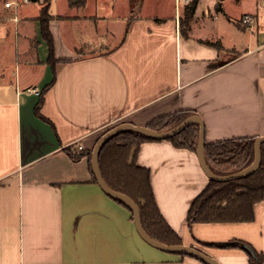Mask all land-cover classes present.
<instances>
[{
  "label": "crops",
  "instance_id": "obj_1",
  "mask_svg": "<svg viewBox=\"0 0 264 264\" xmlns=\"http://www.w3.org/2000/svg\"><path fill=\"white\" fill-rule=\"evenodd\" d=\"M7 1H0V264H206L144 240L131 209L94 179L89 157L74 160L67 148L94 150L114 125L148 126L183 109L202 117L207 142L264 136V0H230L241 5L236 11L226 0H199L187 35L175 0L121 16L126 32L116 47L114 29L105 30L110 42L87 24L90 14L111 19L107 1L60 0L58 18L59 0H51L55 68L42 33L44 0L18 10ZM246 13L257 17L253 27L239 22ZM82 21L91 31L85 39L74 25ZM220 21L227 35L215 28ZM90 44L111 49L83 56ZM136 161L149 168L157 206L183 244L220 264H251L245 249L220 246L235 240L264 255V200L252 221L189 225V209L211 180L197 152L145 141Z\"/></svg>",
  "mask_w": 264,
  "mask_h": 264
},
{
  "label": "trees",
  "instance_id": "obj_2",
  "mask_svg": "<svg viewBox=\"0 0 264 264\" xmlns=\"http://www.w3.org/2000/svg\"><path fill=\"white\" fill-rule=\"evenodd\" d=\"M198 2L199 0H190L186 5L185 14L181 18L182 31L186 35ZM69 3L71 6L85 5L86 0H69ZM42 14L44 16L42 33L50 47L49 62L55 68L57 59L54 40L50 31V19L46 9H43ZM48 88L46 86L43 90L40 102L36 107V113L41 117L44 93ZM194 114L196 112L190 109L179 110L156 118L148 124V127L160 131L171 130ZM200 131V123L193 122L182 132L167 140L177 147L188 148L197 152ZM258 137L245 136L215 142L206 141L205 158L208 165L219 175L235 173L250 166L256 159V140ZM158 140L160 139L146 136L135 130L121 131L108 139L102 146L100 169L104 180L111 188L128 194L138 203L143 226L153 238L165 244H182L183 241L180 236L167 223L157 206L149 168L140 166L136 161L143 142ZM67 150L74 160L88 156L92 168L93 150L81 149L77 151L72 147H68ZM93 175L94 179L97 180L94 172ZM114 198L128 206L133 214V209L127 201ZM262 200H264V142L262 143V160L259 168L253 173L237 179L227 181L211 179L207 187L193 201L188 213V223L192 225L194 223L252 221L255 218V204ZM220 246L241 247L249 254L251 264H264V255L249 243L235 240ZM171 252L181 256L189 255L181 251ZM202 261L206 264H213L209 261Z\"/></svg>",
  "mask_w": 264,
  "mask_h": 264
},
{
  "label": "water",
  "instance_id": "obj_3",
  "mask_svg": "<svg viewBox=\"0 0 264 264\" xmlns=\"http://www.w3.org/2000/svg\"><path fill=\"white\" fill-rule=\"evenodd\" d=\"M193 122H199L201 126L197 154H198V157H199V160L201 162L203 169L205 170V172L208 174V176L211 179L218 180V181H227V180L237 179V178H241L246 175H249L259 168L261 164V160H262V143L264 142V136L258 137V139L256 140V159L250 166L240 171H237L235 173H231V174L219 175L215 173L210 168L205 158L206 127H205L202 117L198 114L189 116L182 123H180L177 127L171 130H166V131H160V130H156L151 127H148L146 125H136L130 122H125V123L116 125L112 129L105 132L103 136L99 139L98 143L96 144L93 150V154H92V168H93V172L96 176V179L99 185L108 195L123 199L131 205L133 209L136 227L140 235L143 237V239L146 240L149 244L163 251H181L191 256L197 257L201 260L209 261L213 264H220L219 261L215 259L214 257L202 251H199L198 249H195L192 246H189L183 243L182 244H165L153 238L145 230L143 226V223L141 220L140 207L138 203L128 194L111 188L104 180L102 173H101V169H100V151L102 149V146L107 142L108 139H110L115 134L121 131L130 129V130L138 131L146 136H149L155 139L164 140V139H168L182 132L187 126H189Z\"/></svg>",
  "mask_w": 264,
  "mask_h": 264
},
{
  "label": "rangeland",
  "instance_id": "obj_4",
  "mask_svg": "<svg viewBox=\"0 0 264 264\" xmlns=\"http://www.w3.org/2000/svg\"><path fill=\"white\" fill-rule=\"evenodd\" d=\"M4 3V0H0ZM31 1H37V0H31ZM41 1V0H40ZM94 1V0H93ZM107 1L108 4L103 5L105 7V11H107V9L109 8L111 10V19H107V20H103L105 17V13L101 12L100 15V19H102V21H98L96 18H93V14H90L89 17L86 16V18H92V19H88L87 24L90 26L89 29L92 30L93 32L96 30H94V28H98L100 30V34L101 35H106L108 36L109 39V35L106 34V29L111 27V29H114V32L116 33L115 35V39H113V44H111L112 47H116L118 44H120L121 38L122 36L125 34V30H126V21H122L120 20L121 16H129L130 18H132L133 16H137L140 15L141 13H145V12H149L151 10H160L162 9H166V7H162V4H166L168 5H173V0H163V2H156L155 0H105ZM227 5L229 10H234L236 11L237 8H239L241 5L236 3L231 2L230 0H226ZM44 6L41 9V18L44 19V16L42 14L43 9H46L48 12V16L49 19L51 20L53 18L54 15H52L51 13V0H44ZM175 3L177 5V12L179 13L177 16H181L183 15V10L184 8H186L187 3L184 2H180V4L177 3V0H175ZM60 0L58 2V13H60V15H57L58 18L63 17L64 14L63 13V7L62 5H60ZM99 4H100V0H99ZM110 4V5H109ZM247 3L243 4V7H247L248 5H246ZM28 5V4H25ZM25 5L20 6L19 8L21 9L22 7H24ZM175 5V6H176ZM180 7H179V6ZM143 6V8H142ZM236 7V9H235ZM142 9V10H141ZM185 14V13H184ZM91 20V21H90ZM97 23L92 26L91 23L96 22ZM105 21V22H104ZM240 22V20H239ZM74 25H76L77 27V35L82 38L85 39L87 37H89V32L91 33V31L88 30V25H86V23H84L83 21L78 23H74ZM216 25V29L219 33L222 34V32H224L223 34H226V32H231V30L229 29V31H227L226 26H224V24H222V22L220 21L219 23L215 24ZM108 31V30H107ZM92 32V33H93ZM110 34H111V30H110ZM111 42V38L109 39ZM123 40V39H122ZM93 44V43H91ZM87 45L85 46L83 49L80 50L81 53H83V56H89V55H95V54H99L102 52H108L107 49H111V46L109 47H104V46H95L94 45ZM224 56H226L227 58L231 57V53H225ZM120 124V123H119ZM118 125V124H117ZM116 125H114L113 127H115ZM113 127H111L110 129H112ZM108 129V130H110ZM107 130V131H108ZM106 131V132H107Z\"/></svg>",
  "mask_w": 264,
  "mask_h": 264
},
{
  "label": "built area",
  "instance_id": "obj_5",
  "mask_svg": "<svg viewBox=\"0 0 264 264\" xmlns=\"http://www.w3.org/2000/svg\"><path fill=\"white\" fill-rule=\"evenodd\" d=\"M184 1L187 4L190 2V0H177V3L180 4V2H184ZM30 2L31 0H12V1H7L6 6H14V8L18 10L20 6L29 4ZM240 23L242 25H248L250 27H253L257 23V17L254 14L246 13L241 17Z\"/></svg>",
  "mask_w": 264,
  "mask_h": 264
}]
</instances>
